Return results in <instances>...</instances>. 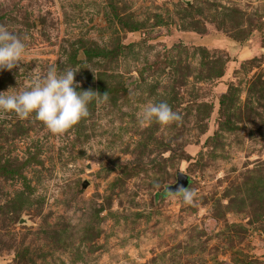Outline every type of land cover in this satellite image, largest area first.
<instances>
[{
  "label": "rangeland",
  "instance_id": "374dc122",
  "mask_svg": "<svg viewBox=\"0 0 264 264\" xmlns=\"http://www.w3.org/2000/svg\"><path fill=\"white\" fill-rule=\"evenodd\" d=\"M0 25L26 45L0 92L55 67L108 95L59 136L0 115V264H264V0H0ZM159 102L182 120L142 127Z\"/></svg>",
  "mask_w": 264,
  "mask_h": 264
},
{
  "label": "clouds",
  "instance_id": "9594fccd",
  "mask_svg": "<svg viewBox=\"0 0 264 264\" xmlns=\"http://www.w3.org/2000/svg\"><path fill=\"white\" fill-rule=\"evenodd\" d=\"M26 52L23 39L0 25V70H12L18 67ZM78 70L58 72L51 67L46 76L35 80L28 88L9 94V90L0 92V115L14 113L20 119L34 118L54 135H63L83 118L88 117V106L96 102H107V92L99 94L91 89L77 91L80 87L74 83ZM142 127L153 123L167 127L182 116L172 110L167 102L147 103L139 113ZM170 191V190H169ZM180 196L184 203H194L196 194L188 188H179L172 192Z\"/></svg>",
  "mask_w": 264,
  "mask_h": 264
},
{
  "label": "water",
  "instance_id": "95a60500",
  "mask_svg": "<svg viewBox=\"0 0 264 264\" xmlns=\"http://www.w3.org/2000/svg\"><path fill=\"white\" fill-rule=\"evenodd\" d=\"M87 184H88L87 182L84 183V185H87ZM188 184H189V177H188V175L186 173H183V172H178L177 173V176H176L175 183L168 184L166 186V192L172 194L170 191L175 192V191H177L181 187L187 188Z\"/></svg>",
  "mask_w": 264,
  "mask_h": 264
}]
</instances>
